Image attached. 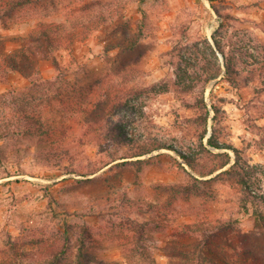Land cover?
<instances>
[{
  "label": "rangeland",
  "instance_id": "rangeland-1",
  "mask_svg": "<svg viewBox=\"0 0 264 264\" xmlns=\"http://www.w3.org/2000/svg\"><path fill=\"white\" fill-rule=\"evenodd\" d=\"M2 56L22 73L0 79V264H57L66 225L64 264L83 227L119 264H264V0H24L0 14ZM23 116L42 126L4 137ZM236 161L247 189L222 174ZM138 206L147 257L129 260L119 213ZM200 222L208 241L181 233Z\"/></svg>",
  "mask_w": 264,
  "mask_h": 264
},
{
  "label": "trees",
  "instance_id": "trees-1",
  "mask_svg": "<svg viewBox=\"0 0 264 264\" xmlns=\"http://www.w3.org/2000/svg\"><path fill=\"white\" fill-rule=\"evenodd\" d=\"M3 3V5L1 4ZM24 0H1L0 2V14H9L13 11L14 8H17L21 5H23ZM8 5V6H7ZM3 7V8H2ZM137 32L141 35L140 33V29L138 28ZM140 35L133 40V42H131L129 45H127L126 47L130 50V51H134L137 46H138V41L140 40L139 37ZM206 45L208 46V48L211 51V54L213 55V57L216 59V52L215 50L212 48V46L209 44V42H205ZM57 44V42H56ZM215 49L216 51L220 52L223 55V51L218 47L216 41H215ZM48 46L50 48V50L52 51H56L58 50L57 48L60 47V43L58 41V45L55 46L54 42L49 40L48 41ZM194 51L197 53L198 48L196 45L193 46ZM224 57V55H223ZM27 59V58H26ZM2 61V62H1ZM5 61L8 62V64L10 66H6L5 67ZM53 63L56 65V67H59V64L56 60V58L52 59ZM182 61V59H181ZM190 64V62L188 63V65ZM216 68L218 73L216 75H211L206 77L203 81L205 83H208L209 81H211L212 79L216 78L221 71L220 66L218 65V63L216 64ZM185 68L183 66H179V72L177 75V79L178 81L181 83L180 80L183 81V79L186 76V71L184 70ZM8 71H16V72H21L16 60H14L11 57H7L6 56H2L1 60H0V79H4V76L7 74ZM180 79V80H179ZM98 81H95L92 84V87L94 86H98ZM191 88V86H190ZM114 97V95H113ZM86 98V95H85ZM116 98V95L115 97ZM215 114L217 113V110L214 109ZM216 119V117L213 118V120ZM34 119L31 117H27V116H23L22 119L17 118V120H15L14 122H9L3 124L4 127H2L3 130V136L4 137H8V136H16L20 137V135L26 136V135H30L31 132L34 131V129H38V127L42 126L41 122H36L33 123ZM7 122V121H6ZM41 124V125H39ZM0 130H2L0 128ZM52 131V130H51ZM50 129L49 132L51 133ZM48 132V133H49ZM47 137V133L44 134ZM203 139V138H202ZM201 139V140H202ZM208 145L212 146L214 148H220V145H218L216 142H214L212 140V138L208 139ZM163 146L161 145H156L154 147L155 150L161 149ZM182 158L185 160L186 164H188V166L191 167L192 163L195 160V157H191V156H187V155H183L181 154ZM228 163H224L222 167L226 166ZM235 167H232L230 170L223 172L222 174H227V175H235V179H236V185H240V186H244V188H248L249 187V181L245 178V176H242L240 173L238 172L239 168V164L236 163L234 164ZM248 167V166H247ZM238 168V169H237ZM241 170V169H240ZM243 173L244 170H242ZM195 181H197L196 179H194ZM159 189V188H158ZM190 187H169V188H163L164 192L167 191H172L174 195H191L190 191H189ZM193 192V190H192ZM130 200H128L129 202ZM132 204V203H131ZM151 208H154L153 205H150ZM243 209H246V207H242ZM147 209L144 210V208L142 206H138L135 211H133V213H135L137 216H141L142 214H146ZM130 212L127 211V216L125 215H121V213H119V215L121 216V220L123 219V222L127 221L128 225H129V229H131V235L126 234L124 236H122V239H124L123 241H121L120 246L122 247V254L125 258L127 259H131L133 257L139 256L140 258H145L147 257V252H146V248H145V244L144 241L145 239H147V235L148 233H146L145 231V227L146 225L150 224L149 219H146L145 214L142 216V220H136L132 219V216L129 214ZM157 214V212H156ZM72 216H75L74 214H72ZM159 216V215H158ZM157 216V217H158ZM161 217V216H160ZM158 217V218H160ZM166 222L168 220H165ZM122 222V224H123ZM158 224V221L156 222ZM120 224V223H119ZM120 224V225H122ZM221 226H224V223L220 224ZM69 226V225H68ZM68 226L66 225L67 229H65V231L62 234V239H63V246L62 248L56 253L57 256H59V258H57V264H64L63 261H67L70 259L71 254H68L70 252V246L73 243L72 237L69 233H72V231H70V229L68 228ZM212 226L210 224H205L203 222L200 223H196V224H184L182 226V231L181 233L184 232H188V233H201L204 235V240L208 241V239L212 236L208 235V232L212 231ZM77 236L79 237L78 240L76 238V241L79 242V246L77 248V253L75 256V260L73 261V263L71 264H119L118 262H114V261H110L108 260L106 257H104V255L101 252V243H99L94 236L90 233V231L86 228L83 227L82 231L77 234ZM75 242V240H74ZM180 254H186L185 251H180ZM55 262H47L46 264H54ZM222 264H228L227 262H223Z\"/></svg>",
  "mask_w": 264,
  "mask_h": 264
}]
</instances>
